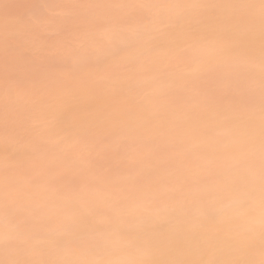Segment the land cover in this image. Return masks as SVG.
<instances>
[{
    "label": "rangeland",
    "instance_id": "1",
    "mask_svg": "<svg viewBox=\"0 0 264 264\" xmlns=\"http://www.w3.org/2000/svg\"><path fill=\"white\" fill-rule=\"evenodd\" d=\"M103 1H105V3ZM114 9L116 11H114ZM84 14L85 16H83ZM104 14L106 15L104 16ZM135 23H138V25ZM210 30L213 32L211 31L212 33H210ZM139 32L142 33L138 34ZM231 32L233 33L232 35ZM247 32H249V34ZM240 33H242L243 36ZM255 33H260L261 35L259 34L260 36H258L255 35ZM263 33L264 0H0V158L2 157L0 159V242L3 240L0 243V264H54V260H58L57 262L55 261V264H73L72 262L75 261L79 263L81 257L83 256L84 258L86 255L88 257H85L84 259L92 257L91 259L94 258V261L91 260V262H95L96 260V263L101 264V259L104 260L106 256V259L112 260V255H115L114 259H117L116 256H121L119 251L122 253L121 257H123V255L129 257L128 259L123 257L122 262L126 259V261H129L132 260L133 257L136 258L135 261L134 259L132 260V264H167V259L168 264H176V262L177 264H181L183 260L184 262L182 264H190L193 258L191 259L189 255H186L189 258L184 259L183 256L181 257L182 253H180V249H177L178 251L175 253L176 246L178 248L179 245L178 241L180 240V236H182L185 231V229H183L185 228V221L187 220L188 222L192 217L195 219V216L196 219L199 220L197 216H199L202 211L203 214H208L209 217L206 215L207 221V217L210 218L215 211H220V209L224 207V202L229 204L225 198L228 194L226 195L224 193L233 192V190L231 191L229 189L236 190V188H239L240 190L241 188L237 180L234 179L235 175H238L237 172L255 175L258 177L256 179L260 178V180L264 182V156H262L264 154V151L262 152L264 146H261V141H264L262 140L264 137V127H261L263 129L262 132V129L260 130V127L258 126L259 124L262 126L264 125V121L262 122V120H264ZM6 34L7 36L5 37ZM137 34L140 37L137 36ZM246 34H248L249 37L251 36L250 34H252L251 38L247 37V40L243 39L242 41L241 38H245V36H247ZM110 36L112 38L115 37L113 38V44L115 43V46L110 45L109 43L106 44L105 41L107 40H105V38H110ZM254 36L263 39H261V42L258 40L261 47L258 44V38L253 41L252 37L255 38ZM235 37H238V39ZM233 38H235L236 41L233 40ZM231 40L234 42H241L238 46V42H233V44ZM101 41L103 43L105 42L106 46L109 44V48L107 49L103 44L102 48L95 47L96 45L101 46ZM244 41H246V43ZM256 41L257 43L254 44ZM242 44L244 46L242 48L243 51L245 50V47L247 48V44L250 45L251 48L256 44L259 45L258 47L255 46L256 48L253 47V49L255 48L254 50H249V46L248 49H246V51L248 50V56L253 51L250 55V57L253 56V58L247 59V55V57L244 58L245 51L242 52V49H238L241 51L240 53L237 50L238 47H242ZM229 47H234L237 51L234 50V48L231 49ZM96 49L98 52L94 53ZM73 57L75 58L73 59ZM257 59L258 61L260 60V62L263 61V64L257 62ZM82 66H86V68ZM252 66L255 67V69L250 68ZM98 81L101 83H98ZM62 105L64 106L62 107ZM139 110H141L143 114L140 113ZM134 112H138L140 117L138 113ZM129 114H132L131 116L137 114L139 118L143 116V119H140V121L144 120L142 121L143 126H141V122L138 124L139 118L136 115L135 119L138 120L135 121H138L137 123L134 122L132 117H129ZM151 116L153 121L150 118ZM215 116L217 117L215 118ZM229 116H231L232 119L236 117L234 120L240 122L236 125V122L232 121ZM105 117H107L108 121L105 120ZM227 117L229 118L227 119ZM149 118L152 122L149 121ZM225 119H227L226 121L228 122H226ZM222 121L228 123V127L223 126L225 122ZM233 122L235 126L232 124ZM64 123L65 127L63 128ZM110 123H112L110 128L114 129L107 130V125H110ZM187 123L191 125L189 126ZM221 123H224L222 124L223 127L220 125ZM150 124H154V126ZM171 124L172 126H170ZM248 124H250L249 127L251 128V124H254L253 126L258 124V128H256L257 126L254 127L256 132L254 128L251 129L247 127L246 125ZM146 125L148 127H146ZM66 126H69V128H66ZM177 126L178 128L176 129ZM229 127L232 128L233 131L229 129ZM136 129L139 130V132ZM236 132L239 134H236ZM193 134L197 135L193 138H199L198 141L201 140L199 142L194 139L192 140L191 136ZM219 134L226 135V138L224 136H221V138L228 140L224 142V139L222 140ZM229 134L230 136L227 137ZM259 134L262 136L261 139ZM256 135H259V138L255 141V138H257ZM217 139L223 143L221 144L220 141L219 143L216 142ZM251 139L254 142V146L252 145ZM184 140H190L189 142L192 143V145L194 142L203 143L204 141V145L206 144L207 147L200 143L198 144L199 146L191 145L192 147L190 146L191 148L189 147L188 149L190 143L186 141L188 142L186 146ZM245 141H250L251 148L248 147L249 145L246 146L249 142L243 144ZM227 142L228 144L225 145ZM237 142H239L240 146L242 144V148H240ZM255 142L257 144L259 143V145H255ZM207 143L211 145H209V147L212 149L214 148V152L208 147ZM230 143L232 144L230 145ZM262 144H264V142ZM235 145H238L239 147H236ZM244 145L245 147H243ZM16 148H18V151ZM28 148L30 150H28ZM229 148H234L233 150H238L237 152L243 155L238 154L232 149L229 150ZM243 148L244 152L242 151ZM227 150H232V152H228ZM12 152H14V154ZM254 153L257 157L260 156L262 158V160H260V157L256 160V156L254 157L256 162L260 161L259 163H256L255 160L253 162V159H250L255 155ZM8 154L11 156H8ZM250 154L252 157H250ZM211 155L213 156L211 157ZM239 156L242 162L240 161ZM215 157L217 161L215 160ZM228 157H230V160ZM238 160L243 167L238 164ZM248 161L250 162L247 164L246 162ZM251 161L257 165L256 169ZM261 161H263V163H261ZM214 162H217V164H214ZM214 166L217 167L215 168ZM258 167H262V171ZM3 170H5V172ZM222 172L223 174L221 175ZM229 178L233 181H230L231 179L229 180ZM222 182L224 183L221 185ZM13 185L15 186L13 187ZM202 186L204 187L202 188ZM227 186H230L231 188ZM211 187L217 192L213 191ZM15 188L19 190L17 191ZM188 188H191L192 191L190 189L188 191ZM207 188L209 189L208 191ZM196 190L202 191L203 193ZM29 193L31 195L34 194L32 195L33 197ZM92 193L94 195H92ZM200 193L203 194L204 197L201 196ZM52 194L54 195L52 196ZM188 194L190 195L188 196ZM223 195L225 199L222 197ZM163 196L167 197L165 201ZM172 196L175 198L173 199ZM199 196H201V203L197 201ZM141 198H143V200L145 199V201L147 200L146 203L145 201H142L143 204H141ZM149 198L154 200V202L149 200ZM211 198L214 199L212 200ZM217 198H219L220 201ZM2 200L4 201L2 202ZM39 200H41V202ZM128 200L129 202H127ZM156 200H158V203ZM166 200H168L169 203ZM243 200L246 202L249 199ZM147 202L150 203V209L146 208V204L149 205ZM166 202L168 205H165ZM209 202L211 203L209 204ZM217 203L220 205V208H218ZM126 204L129 205L128 209ZM140 204L142 206H140ZM190 204H193V206L196 205L198 208L200 206L201 210L198 208L196 209ZM212 204H214V206ZM71 205H74V207L80 205V207H78L79 209H77L78 211L82 209L81 206L84 205L85 207H83L84 209H82V212L84 211L83 214L85 213V215L83 216V214H81V216H88L89 220L83 218V220H87V222H82V217L79 215L81 210L79 213H76L77 211H75V214L80 217L78 216L77 220L75 219L77 216L73 218L74 207L72 206V208ZM175 206L177 208L176 210L174 209ZM180 208H183L184 211ZM213 208L217 209L214 210ZM140 209L143 212V216H141L142 213H140ZM165 209L168 210V213ZM170 209H172L174 213ZM158 210L164 212L162 213ZM69 211H72L73 216ZM171 211L172 213H170ZM182 211L186 213L181 215ZM198 211L200 212L198 213ZM50 212L53 214L51 215ZM117 212L118 214H116ZM121 212L123 214H121ZM138 212L141 217L137 215L139 214ZM144 213L147 214L145 215ZM148 213L152 216H147ZM154 213L157 214V217L155 216V218L153 216ZM119 214L121 216L127 214V217H124L126 220L128 218L131 222L135 217L137 219L135 218L136 221H133V224H131V222L129 223L126 221L123 216L121 217ZM188 214L189 217H187ZM203 214L201 215L204 216ZM173 215L175 217L177 216V218L181 215V219L178 220L179 218H176V221V219H173L174 217L172 218ZM201 215L200 218L202 217ZM114 216L119 217L115 218ZM183 216L187 218H185L186 220L183 218L184 221L182 220ZM159 217H163L162 219H165V221L167 219V221L163 222ZM67 218H69L70 221H68L69 219L67 220ZM118 218L121 219V221ZM151 218L155 223L150 222L152 220ZM202 218L205 219V217ZM122 219L125 221L123 222ZM206 221L203 220V224L201 225H213L212 221L214 222L215 220ZM88 222L89 224H86ZM125 222L133 225L132 231L134 229L136 230V232L133 231L135 232L134 236L132 235V231V233L129 232L131 230L129 227L131 226L128 227L127 223L126 227L123 226V223L125 225ZM156 222L159 225V222H163V225L167 223L166 229H172L171 231L165 229V232L164 229L157 231L159 234L157 235L158 243H161L163 239V241L167 240L166 245L170 246L166 247L167 253L165 257L164 253L161 254V252L164 251H162V244H159V246H161L160 251L157 241L154 240L157 238H153L156 243L153 241L154 245H151V237L153 235L155 237L157 233H154V224L156 225ZM176 222H179V224ZM210 222L211 224H209ZM99 223L101 226L104 224V227H99V229L95 228L100 226ZM171 223H174V227ZM116 224H119L120 226ZM146 224L148 228H150L147 232V226H144ZM168 224H171V227H168ZM149 225L152 226V228ZM178 226H181L179 230ZM109 228L111 229V232H109ZM125 228L126 231H123V234L121 232L122 230L119 231L121 235L116 233L119 229L125 230ZM181 228L182 231H184L180 234L179 232ZM16 230H18L19 233ZM102 230H105L103 235ZM127 230L129 231L127 232ZM95 231L97 233H95ZM21 233H25V235H22ZM125 233H131V236ZM143 233L144 235H141ZM152 233L154 234L152 235ZM148 234H151V237ZM168 234L171 235V237H175L176 234V237L173 240V237L171 238ZM20 235L24 239L21 238ZM58 235L61 236L60 241H58ZM100 236H103V238ZM118 236L119 238H116ZM123 237L126 238V242ZM159 237H161V239H159ZM30 238L31 240H29ZM118 239L120 241H118ZM148 239H150V241ZM121 240H124L123 243H126L127 245H123ZM213 240L214 239L210 240L211 243ZM168 241L172 245L167 244ZM66 243H68L69 246ZM118 243H121L122 247L116 245V248L115 244ZM102 244H104V246ZM128 244L131 246L129 247ZM71 245L72 247L74 245L77 249L70 247ZM134 245L136 247H134ZM149 245L150 247L155 246L156 248L158 246L159 248H151V250L150 247H148ZM173 245L175 249L172 248ZM119 246L122 249H119ZM64 247L66 248L64 249ZM68 247L72 250H69ZM44 248H47L46 250L48 251L46 252ZM59 248L61 249L59 250ZM43 249L45 251H43ZM66 249H68V251H66ZM112 249L114 250L112 251ZM55 250H57L56 252L58 253L61 252L62 255L57 253L55 257ZM50 251L53 254H48ZM133 251L134 255L135 253H138L136 255L137 257L133 255ZM152 251L153 253H157L158 251L159 258L164 257L166 259L160 258V260L159 258H155L153 260L158 259V263L156 262L157 260L155 262L148 260L151 263H148V261L142 263L140 257L145 255V253H147L146 255L151 254ZM64 252H66V254L72 253L74 256L77 254L76 257L79 256V258L75 261H71L69 256L64 259ZM95 252L96 254L94 255H96V257L100 256L102 252V255H105V257L103 258L101 256L99 261V258L95 259V256H93V253ZM97 252L100 255H98ZM159 253L161 255H159ZM88 254L91 255L89 256ZM167 254L170 258H167ZM46 255L50 259V262L49 259L46 258ZM59 255L62 256V258H60ZM131 255L133 257H131ZM174 258L178 261H172ZM87 259L85 261H87ZM119 259L120 258H118V260ZM170 259L172 260L170 261ZM189 259H191L190 262L187 261ZM200 259L198 261L197 258V262H201L200 264H202L205 260L200 261ZM234 259L235 261L233 262ZM64 260L65 262H63ZM195 260L196 259L194 258V262L192 263H195ZM230 260H232L230 262L231 264L239 262V259L237 258ZM112 261L115 262V260ZM119 261L121 262V259ZM114 264L117 263L115 262Z\"/></svg>",
    "mask_w": 264,
    "mask_h": 264
},
{
    "label": "bare ground",
    "instance_id": "2",
    "mask_svg": "<svg viewBox=\"0 0 264 264\" xmlns=\"http://www.w3.org/2000/svg\"><path fill=\"white\" fill-rule=\"evenodd\" d=\"M126 1V0H125ZM95 2V1H94ZM104 3H105V1H103ZM102 2V3H103ZM144 3V2H143ZM91 4H93V3H91ZM95 4V3H94ZM97 4H98V2H97ZM139 4V3H138ZM251 4V3H250ZM108 5V4H107ZM126 5V4H125ZM248 5V4H247ZM253 5V4H252ZM93 6V5H92ZM145 6V5H144ZM76 7V6H75ZM95 7H97V6H95ZM130 7V6H129ZM106 8V7H105ZM109 8V7H108ZM116 8V7H115ZM255 8V7H254ZM100 9H101V7H100ZM103 9V8H102ZM110 9V8H109ZM119 9V8H118ZM144 9H145V7H144ZM147 9V8H146ZM262 9H263V7H262ZM74 10V9H73ZM76 11H77V9H76ZM111 11V10H110ZM114 11H116L115 9H114ZM145 12H147V11H145ZM150 12V11H149ZM2 13V12H1ZM103 13V12H102ZM104 13H106V12H104ZM142 13V12H141ZM155 13V12H154ZM116 14V13H115ZM106 14H104V16H105ZM112 15V14H111ZM208 15V14H207ZM207 15H206V17H207ZM83 16H85V14L83 15ZM82 16V17H83ZM108 16V15H107ZM154 16V15H153ZM90 17V16H89ZM157 17V16H156ZM107 18V17H106ZM198 18V17H197ZM205 18V17H204ZM4 19V18H3ZM155 19H157V18H155ZM206 19V18H205ZM15 20V19H14ZM85 20V19H84ZM88 20V19H87ZM153 20V19H152ZM210 20H212V19H210ZM236 20V19H235ZM11 21V20H10ZM136 21V20H135ZM205 21V20H204ZM207 21V20H206ZM82 22V21H81ZM84 22V21H83ZM88 22V21H87ZM86 22V23H87ZM155 22V21H154ZM196 22V21H195ZM194 22V23H195ZM210 22V21H209ZM248 22H249V20H248ZM90 23V22H89ZM235 23V22H234ZM238 23V22H237ZM14 24H15V22H14ZM91 24V23H90ZM136 25H138V23H135ZM146 24V23H145ZM154 24V23H153ZM152 24V25H153ZM9 25V24H8ZM28 25V24H27ZM29 25H31V24H29ZM33 25V24H32ZM83 25V24H82ZM89 25V24H88ZM106 25V24H105ZM229 25H230V23H229ZM2 26V25H1ZM16 26V25H15ZM153 26H155V25H153ZM184 26V25H183ZM236 26V25H235ZM29 27V26H28ZM85 27V26H84ZM124 27V26H123ZM136 27V26H135ZM140 27V26H139ZM252 27V26H251ZM13 28V27H12ZM24 28V27H23ZM26 28V27H25ZM74 28V27H73ZM81 28V27H80ZM126 28H127V26H126ZM130 28V27H129ZM138 28V27H137ZM193 28V27H192ZM203 28V27H202ZM8 29V28H7ZM90 29V28H89ZM186 29V28H185ZM184 29V30H185ZM188 29V28H187ZM130 30V29H129ZM133 30V29H132ZM148 30V29H147ZM212 30H215V29H212ZM212 30H210V33H212L213 31ZM241 30V29H240ZM94 31V30H93ZM109 31V30H108ZM190 31V30H189ZM189 31H188V34H189ZM212 31V32H211ZM252 31V30H251ZM7 32V31H6ZM9 32H10V30H9ZM20 32V31H19ZM26 32V31H25ZM102 32V31H101ZM128 32V31H127ZM205 32V31H204ZM3 33V32H2ZM14 33V32H13ZM112 33V32H111ZM142 33V32H141ZM140 32L138 33V34H141ZM166 33V32H165ZM194 33V32H193ZM214 33H216V32H214ZM244 33H245V31H244ZM248 34H249V32H247ZM137 34V36H139ZM180 34V33H179ZM222 34V33H221ZM233 33L231 32V35H232ZM240 34H242V33H240ZM239 34V35H240ZM248 34H246L247 36H245V38L244 37H242L241 39H242V41H243V39H245V40H247L246 38L247 37H249V35ZM260 33H258V34H256L255 33V35H258V36H260L259 35ZM264 34V33H263ZM251 36H252V34H250ZM2 36V35H1ZM7 36V34L5 35V37ZM12 36V35H11ZM93 36V35H92ZM114 36V35H113ZM136 36V35H135ZM150 36V35H149ZM227 36V35H226ZM236 36V35H235ZM242 36H243V34H242ZM251 36L249 37V38H251ZM15 37V36H14ZM132 37V36H131ZM140 37V36H139ZM148 37V36H147ZM181 37H183V36H181ZM180 37V38H181ZM192 37H194V36H192ZM203 37V36H202ZM213 37H214V35H213ZM232 37H234V36H232ZM231 37V38H232ZM255 37V36H254ZM9 38V37H8ZM111 38V39H110ZM110 38L109 37H107V39L105 38V40H107V41H105L106 42V44L107 43H109L110 45H114L115 46V43L113 44V38H115V37H111L110 36ZM163 38V37H162ZM198 38V37H197ZM196 38V39H197ZM208 38V37H207ZM226 38V37H225ZM236 38V37H235ZM235 38H233V40H235ZM258 38V37H257ZM256 37L255 38H253L252 37V39H253V41H254V39L256 40L257 39ZM262 38H264V37H262ZM261 37L260 38H258L257 39V41L259 40L260 42H261V39H262ZM5 39V38H4ZM3 39V40H4ZM102 39H103V37H102ZM109 39H110V41H109ZM151 39V38H150ZM204 39V38H203ZM236 39H238V37L236 38ZM15 40V39H14ZM86 40V39H85ZM87 40H89V39H87ZM112 40V41H111ZM205 40V39H204ZM207 40V39H206ZM228 40V39H227ZM251 40V39H250ZM263 40V39H262ZM2 41V40H1ZM116 41V40H115ZM214 41V40H213ZM229 41V40H228ZM232 41V40H231ZM236 41V40H235ZM257 41L256 42H254V44L255 43H257ZM259 41H258V44H259ZM6 42H8V41H6ZM90 42V41H89ZM105 42L103 43L102 41L100 42V44H101V46H95V47H101L102 48V44L104 45V46H106L105 45ZM111 42V43H110ZM117 42V41H116ZM143 42V41H142ZM234 41H232V43H233ZM238 42V41H237ZM237 42H234V43H237ZM241 41H239L237 44H238V46H239V43H240ZM245 43H246V41H244ZM243 42V43H244ZM248 42V41H247ZM264 42V41H263ZM3 43H5V42H3ZM118 43V42H117ZM116 43V44H117ZM233 43V44H234ZM11 44V43H10ZM10 44H9V46H10ZM108 44V45H109ZM147 44V43H146ZM164 44H166V43H164ZM253 44V43H252ZM7 45V44H6ZM106 46V48L108 49L109 48V46ZM209 45V44H208ZM231 45V44H230ZM236 45V44H235ZM260 45V47H261V44H259ZM259 45H255V46H259ZM263 45H264V43H263ZM4 46V45H3ZM3 46H2V48H3ZM113 46V47H114ZM122 46V45H121ZM147 46H149V45H147ZM237 46V47H238ZM242 46V47H241ZM240 47L241 48H237V50L239 49H242L244 46H243V44L241 45ZM248 46L250 47V45H248L247 44V48L245 47V54L244 53H242V54H244L245 55V57L244 58H246L247 56H248V50L246 51V49H248ZM252 46V45H251ZM255 46H253V47H255ZM11 47H12V45H11ZM94 47V48H95ZM111 47V46H110ZM112 47V48H113ZM235 47V46H234ZM234 47H229V48H231V49H233ZM253 47L250 49L249 48V50H252L253 49ZM91 48V47H90ZM100 48V49H101ZM134 48H136V47H134ZM256 48V47H255ZM254 48V49H255ZM11 49V48H10ZM99 49V50H100ZM104 49V48H103ZM102 49V50H103ZM115 49V48H114ZM144 49V48H143ZM253 49V50H254ZM262 49V48H261ZM12 50V49H11ZM124 50V49H123ZM135 50V49H134ZM228 50V49H227ZM234 50H236V48H234ZM236 50V51H237ZM238 50V51H239ZM101 51V50H100ZM109 51V50H108ZM137 51V50H136ZM145 51V50H144ZM148 51V50H147ZM223 51V50H222ZM226 51V50H225ZM229 51V50H228ZM242 52H244L243 51V49L241 50ZM241 51H239L240 53H241ZM98 52V50L96 49V51H94V53H97ZM162 52V51H161ZM212 52V51H211ZM79 53V52H78ZM239 53V54H240ZM247 53V54H246ZM252 53H253V51H252ZM252 53H250V55L252 54ZM259 53V52H258ZM257 53V54H258ZM75 54V53H74ZM80 54V53H79ZM147 54V53H146ZM238 54V53H237ZM241 54V55H242ZM9 55V54H8ZM135 55V54H134ZM218 55H219V53H218ZM220 55H221V53H220ZM247 55V56H246ZM250 55L247 57V59H251V58H253V56L252 57H250ZM254 55V54H253ZM261 55V54H260ZM259 55V56H260ZM13 56V55H12ZM70 56H71V54H70ZM225 56V55H224ZM257 56V55H256ZM208 57H209V55H208ZM238 57V56H237ZM262 57H264V55L262 54ZM7 58H10V57H7ZM71 58V57H70ZM75 57H73V59H74ZM261 59V58H260ZM264 59V58H263ZM235 60H237V59H235ZM262 60V59H261ZM71 61V60H70ZM110 61V60H109ZM213 61V60H212ZM254 61V60H253ZM88 62V61H87ZM90 62V61H89ZM257 62H260V60L258 61V59H257ZM256 62V63H257ZM94 63V62H93ZM92 63V64H93ZM98 63H100V62H98ZM254 63V62H253ZM252 63V64H253ZM261 64H263V61H261L260 62ZM97 64V63H96ZM252 64H249V65H252ZM72 65V64H71ZM86 65V64H85ZM99 65V64H98ZM255 65H257V64H255ZM255 65H253V66H255ZM88 66V65H87ZM250 67V68H253V69H255V67ZM259 66V65H258ZM262 66V65H261ZM82 67H84V68H86V66H82ZM94 67V66H93ZM89 68V67H88ZM259 68V67H258ZM22 70V69H21ZM95 72H96V70H95ZM80 73V72H79ZM87 73V72H86ZM92 73H94V72H92ZM247 73V72H246ZM83 74V73H82ZM90 74V73H89ZM101 74V73H100ZM94 75V74H93ZM97 75H98V73H97ZM264 75V74H263ZM83 76V75H82ZM85 76H86V74H85ZM251 77V76H250ZM89 78V77H88ZM93 78V77H92ZM240 79V78H239ZM100 80V79H99ZM92 81V80H91ZM104 81V80H103ZM61 83H63V82H61ZM98 83H101V82H99L98 81ZM103 83V82H102ZM105 83H107V82H105ZM52 84V83H51ZM104 84V83H103ZM110 84V83H109ZM89 85V84H88ZM100 85V84H99ZM242 85V84H241ZM240 85V86H241ZM246 85V84H245ZM249 85V84H248ZM79 86V85H78ZM111 86H112V84H111ZM247 86V85H246ZM245 86V87H246ZM114 87V86H113ZM92 88V87H91ZM105 88H106V86H105ZM242 89H244V88H242ZM13 91H14V89H13ZM78 91H79V89H78ZM68 92V91H67ZM76 92V91H75ZM93 92V91H92ZM116 92V91H115ZM248 92V91H247ZM259 92H261V91H259ZM73 93V92H72ZM104 93V92H103ZM15 94V93H14ZM89 94H90V92H89ZM119 94V93H118ZM57 95V94H56ZM106 95V94H105ZM111 95V94H110ZM254 95V94H253ZM66 96V95H65ZM65 96H64V99H65ZM84 96V95H83ZM120 96V95H119ZM16 97V96H15ZM70 97V96H69ZM105 97V96H104ZM104 97H103V99H104ZM155 97V96H154ZM107 98V97H106ZM105 98V99H106ZM260 98V97H259ZM55 99V98H54ZM60 99V98H59ZM41 100V99H40ZM56 100V99H55ZM48 101V100H47ZM66 101V100H65ZM69 101V100H68ZM107 101V100H106ZM108 101H110V100H108ZM253 101V100H252ZM257 101V100H256ZM255 101V102H256ZM102 102V101H101ZM66 103V102H65ZM232 103V102H231ZM44 104V103H43ZM85 104V103H84ZM104 104V103H103ZM102 104V105H103ZM258 104V103H257ZM1 105V104H0ZM24 105V104H23ZM55 105V104H54ZM89 105V104H88ZM97 105V104H96ZM100 105V104H99ZM145 105V104H144ZM15 106V105H14ZM43 106V105H42ZM64 105H62V107H63ZM67 106V105H66ZM76 106V105H75ZM94 106V105H93ZM257 106V105H256ZM260 106V105H259ZM35 107V106H34ZM41 107V106H40ZM139 107V106H138ZM215 107V106H214ZM217 107V106H216ZM28 108V107H27ZM75 108V107H74ZM96 108V107H95ZM49 109V108H48ZM66 109V108H65ZM73 109V108H72ZM83 109V108H82ZM86 109H87V107H86ZM92 109V108H91ZM228 109V108H227ZM28 110H29V108H28ZM28 110H26V111H28ZM42 110V109H41ZM44 110V109H43ZM84 110V109H83ZM136 110V109H135ZM145 110H146V108H145ZM144 110V111H145ZM148 110V109H147ZM202 110V109H201ZM218 110V109H217ZM231 110H233V109H231ZM51 111H52V109H51ZM64 111V110H63ZM74 111V110H73ZM134 111V110H133ZM137 111V110H136ZM143 111V112H144ZM164 111V110H163ZM215 111V110H214ZM213 111V112H214ZM239 111V110H238ZM23 112V111H22ZM48 112H50V111H48ZM71 112H72V110H71ZM88 112V111H87ZM139 112L140 113H142V111L141 110H139ZM21 113V112H20ZM24 113V112H23ZM44 113V112H43ZM47 113V112H46ZM69 113V112H68ZM134 113H138V112H134ZM150 113V112H149ZM202 113V112H201ZM205 113V112H204ZM217 113V112H216ZM241 113V112H240ZM260 113V112H259ZM54 114V113H53ZM143 114V113H142ZM196 114H197V112H196ZM213 114V113H212ZM222 114V113H221ZM224 114V113H223ZM248 114V113H247ZM264 114V113H263ZM46 115V114H45ZM70 115V114H69ZM132 114H129V117H132V119H134V122L135 123H137L138 121V124L141 122L142 123V125L141 126H143V122L142 121H144V120H141L140 121V119L143 117V116H141V118H139L140 117V115H139V113H138V115H139V117H138V115L137 114H135L138 118H139V120L138 119H135L136 117H135V115H133V116H131ZM158 115V114H157ZM182 115V114H181ZM214 115V114H213ZM230 115V114H229ZM24 116V115H23ZM51 116V115H50ZM218 116H220V115H218ZM249 116V115H248ZM260 116V115H259ZM3 117V116H2ZM82 117V116H81ZM146 117V116H145ZM148 117V116H147ZM184 117V116H183ZM182 117V118H183ZM217 116H215V118H216ZM230 117V119H232L231 118V116H229ZM229 117H227V119L229 118ZM258 117V116H257ZM55 118H56V116H55ZM66 118V117H65ZM70 118V117H69ZM69 118H67V119H69ZM106 119L105 120H107V117H105ZM109 118V117H108ZM151 118V120L153 121V119H152V116L150 117ZM150 118H149V121H151L150 120ZM161 118V117H160ZM163 118H165V117H163ZM181 118V119H182ZM23 119V118H22ZM64 119V118H63ZM74 119H76V118H74ZM82 119V118H81ZM130 119V118H129ZM143 119V118H142ZM184 119V118H183ZM219 119V118H218ZM227 119H225V121L227 120ZM234 119H236V117L234 118ZM234 119H232V121H234V122H236ZM251 119V118H250ZM255 119V118H254ZM261 119H263V118H261ZM55 120V119H54ZM135 120H138V121H135ZM158 120H159V118H158ZM185 120V119H184ZM190 120V119H189ZM247 120V119H246ZM258 120V119H257ZM53 121V120H52ZM67 121V120H66ZM80 121V120H79ZM83 121V120H82ZM87 121V120H86ZM108 121V120H107ZM147 121H148V119H147ZM147 121H145V122H147ZM151 121V122H152ZM160 121V120H159ZM186 121V120H185ZM213 121V120H212ZM225 121H222V122H225ZM231 121V120H230ZM231 121V122H232ZM243 121V120H242ZM252 121H253V119H252ZM264 120H262V122H263ZM61 122V121H60ZM99 122V121H98ZM157 122V121H156ZM179 122V121H178ZM216 122V121H215ZM226 122H228V121H226ZM225 122V124L224 123H221L220 125L222 126V124H224L223 126H225V127H228V123H226ZM230 122V123H231ZM234 122L232 123V124H234ZM240 121H237L236 122V125H237V123H239ZM246 122V121H245ZM67 123V122H66ZM69 123H70V121H69ZM69 123H68V125H69ZM77 123V122H76ZM82 123V122H81ZM105 123V122H104ZM109 123V122H108ZM150 123V122H149ZM163 123H165V122H163ZM191 123V122H190ZM59 124V123H58ZM71 124V123H70ZM74 124V123H73ZM111 124L112 123H110V125L108 124L107 125V130H111V129H114V128H110L111 127ZM118 124V123H117ZM116 124V125H117ZM182 124V123H181ZM246 124V123H245ZM60 125V124H59ZM87 125H89V124H87ZM150 125H153L154 126V124H150ZM173 125H174V123H173ZM176 125H177V123H176ZM175 125V126H176ZM187 125H191V124H188L187 123ZM219 125V126H220ZM231 125V124H230ZM249 125L250 124H248V125H246L247 127H249ZM254 125V124H253ZM252 124H251V126H252V128H254V127H256V126H253ZM104 126H105V124H104ZM165 126H166V124H165ZM170 126H172V124L170 125ZM222 126V127H223ZM232 127H234L235 126V124H234V126L233 125H231ZM230 126V127H231ZM260 128V130L262 129L261 127H264V125L262 126L261 124H259L258 125ZM258 126L256 127V128H258ZM65 127V123H64V126H63V128ZM75 127V126H74ZM146 127H148L147 125H146ZM162 127H164V126H162ZM224 127V128H225ZM229 127V129H231L232 131H233V129L232 128H230ZM60 128H62V127H60ZM66 128H69V126L67 127L66 126ZM73 128V127H72ZM71 128V129H72ZM119 128V127H118ZM178 128V126L176 127V129ZM181 128H183V127H181ZM219 128V127H218ZM249 128H251V127H249ZM251 128V129H252ZM70 129V130H71ZM77 129V128H76ZM104 129V128H103ZM142 129H143V127H142ZM163 129V128H162ZM172 129V128H171ZM173 129H174V127H173ZM196 129V128H195ZM222 129V128H221ZM226 129V128H225ZM228 129V128H227ZM238 129H239V127H238ZM259 129H257V130H259ZM264 129V128H263ZM263 129H262V132H263ZM63 130V129H62ZM68 130V129H67ZM74 130V129H73ZM137 130V129H136ZM145 130V129H144ZM179 130V129H178ZM192 130V129H191ZM223 130V129H222ZM235 130H236V127H235ZM254 130H255V132H256V129L254 128ZM259 130V131H260ZM106 131V130H105ZM138 132H139V130H137ZM163 131V130H162ZM161 131V132H162ZM183 131H185V130H183ZM197 131V130H196ZM206 131V130H205ZM214 131V130H213ZM231 131V132H232ZM240 131V130H239ZM248 131H249V129H248ZM247 131V132H248ZM69 132V131H68ZM74 132V131H73ZM77 132H78V130H77ZM107 132V131H106ZM113 132V131H112ZM192 132H194V131H192ZM228 132V131H227ZM252 132H253V130H252ZM191 133V132H190ZM196 133V132H195ZM197 133H198V131H197ZM196 133V134H197ZM202 133V132H201ZM207 133V132H206ZM221 133V132H220ZM238 132H236V134H237ZM250 133V132H249ZM261 133V132H260ZM71 134V133H70ZM196 134H193V135H195V136H191V138H192V140L194 139L195 141L197 140L198 141V139L197 138H193V137H196L197 135ZM226 134V133H225ZM239 134V133H238ZM159 135V134H158ZM183 135V134H182ZM220 135V138H221V136H226V135H221V134H219ZM251 135H252V133H251ZM255 135V134H254ZM253 135V136H254ZM260 135V134H259ZM259 135H256V137L257 138H255V141L259 138L258 136ZM72 136V135H71ZM161 136V135H160ZM180 136H181V134H180ZM230 136V134L229 135H227V137H229ZM252 136V137H253ZM261 136V135H260ZM264 136V135H263ZM202 137V136H201ZM214 137V136H213ZM217 137V136H216ZM215 137V138H216ZM219 137V136H218ZM231 137H232V135H231ZM235 137V136H234ZM236 137H238V136H236ZM2 138V137H1ZM163 138V137H162ZM172 138V137H171ZM184 138V137H183ZM209 138V137H208ZM226 138V137H225ZM225 138H221L222 140L224 139V142H226V140H228V139H225ZM262 138V136L260 137V139ZM264 138V137H263ZM262 138V140H264ZM134 139V138H133ZM157 139V138H156ZM160 139V138H159ZM158 139V140H159ZM203 139V138H202ZM212 139V138H211ZM239 139V138H238ZM259 139V140H260ZM126 140V139H125ZM132 140V139H131ZM176 140V139H175ZM191 140V139H190ZM190 140H184L185 142L186 141H190ZM201 140V139H200ZM199 140V141H200ZM235 140V139H234ZM234 140H232V141H234ZM240 140V139H239ZM198 141V142H199ZM203 141V140H202ZM206 141V140H205ZM216 141V140H215ZM219 141L220 140H218L217 139V141L216 142H218L219 143ZM230 141V140H229ZM228 141V142H229ZM231 141V142H232ZM238 141V140H237ZM242 141V140H241ZM241 141H239V142H241ZM251 141H252V139H251ZM155 142V141H154ZM175 142V141H174ZM188 142H186V144L185 143H181V144H185L186 146H187V143ZM192 142V141H191ZM194 142V141H193ZM208 142H210V141H208ZM216 142H215V144H216ZM221 142V144L223 143L222 141H220ZM228 142L227 143H225V145H227L228 144ZM239 142H237L238 143V145H239ZM246 142V141H245ZM243 143V144H247L248 142V144L246 145V146H248L249 148H251L250 147V141H248V142H246V143ZM262 143L264 142V141H261ZM2 143V142H1ZM190 143V142H189ZM196 142H194L193 143V145H192V143H190L189 145H188V149H189V147L192 145V146H194V145H197V146H199L198 144H200V143H202V142H200V143H196ZM212 143V142H211ZM234 143V142H233ZM253 141H252V145H253ZM261 143V146H264V144H262ZM155 144H157V143H155ZM180 144V143H179ZM203 146H205L204 145V141H203ZM208 144V143H207ZM232 143H230V145H231ZM241 144V143H240ZM10 145V144H9ZM8 145V146H9ZM176 145V144H175ZM209 145L210 144H208V147H209ZM230 145H228L229 147H231ZM238 145H235L236 147H239ZM255 145H259V143L257 144L256 142H255ZM174 146V145H173ZM191 146V147H192ZM211 146V145H210ZM220 146H222V145H220ZM241 146H242V144H241ZM240 146V148H242ZM254 146V145H253ZM171 147H172V145H171ZM185 147V146H184ZM190 147V148H191ZM196 147V146H195ZM201 148H203L202 146H200ZM200 147H199V150H200ZM205 147H207V145L205 146ZM225 147V146H224ZM233 147V146H232ZM243 147H245V145L243 146ZM32 148V147H31ZM37 148V147H36ZM35 148V149H36ZM209 148H211V147H209ZM228 148V147H227ZM226 148V149H227ZM252 148H254V147H252ZM264 148V147H263ZM3 149V148H2ZM11 149V148H10ZM23 149V148H22ZM44 149V148H43ZM180 149V148H179ZM195 149H197V148H195ZM204 149V148H203ZM202 149V150H203ZM214 149V148H213ZM213 149L211 148V150L213 151ZM230 149H234V148H229V150ZM237 149V148H236ZM239 149V148H238ZM256 149V148H255ZM16 150L18 151V148H16ZM28 150H30L29 148H28ZM37 150H38V148H37ZM185 150V149H184ZM206 150V149H205ZM232 150L231 151H228V152H232ZM258 150H259V147H258ZM257 150V151H258ZM35 151V150H34ZM179 151V150H178ZM207 151H208V148H207ZM233 151H236V150H233ZM238 151V150H237ZM236 151V152H237ZM242 151L244 152V148L242 149ZM242 151H240V152H242ZM256 151V150H255ZM260 151H261V148H260ZM264 151V149L262 150V152ZM27 152H29V151H27ZM40 152H41V150H40ZM43 152V151H42ZM190 152V151H189ZM203 152V151H202ZM214 152V151H213ZM215 152H217V151H215ZM259 152V151H258ZM261 152V153H262ZM7 153V152H6ZM13 154H14V152H12ZM23 153V152H22ZM178 153V152H177ZM209 153H210V151H209ZM238 153V152H237ZM257 153V152H256ZM4 154V153H3ZM30 154V153H29ZM193 154V153H192ZM211 154V153H210ZM214 154V153H213ZM218 154V153H217ZM216 154V155H217ZM238 154H241V153H238ZM255 154V153H254ZM259 154H260V152H259ZM17 155V154H16ZM23 155V154H22ZM179 155H180V153H179ZM241 155H243V154H241ZM251 155V154H250ZM258 155V154H257ZM8 156H11V155H9L8 154ZM21 156V155H20ZM43 156V155H42ZM41 156V157H42ZM69 156V155H68ZM213 155H211V157H212ZM215 156V155H214ZM221 156V155H220ZM256 156V154L255 155H253V157H252V155L250 156V157H252V158H250V159H253V162H254V160H255V158H256V160H257V158H259V157H255ZM262 156H264V154L262 155ZM17 157V156H16ZM46 157V156H45ZM218 157H219V155H218ZM249 157V156H248ZM255 157V158H254ZM2 158V157H1ZM0 158V159H1ZM9 158H11V157H9ZM25 158V157H24ZM50 158V157H49ZM188 158V157H187ZM229 158V160H230V157H228ZM238 158V157H237ZM239 158H240V156H239ZM6 159V158H5ZM23 159V158H22ZM245 159V158H244ZM250 159H248V160H250ZM3 160V159H2ZM141 160V159H140ZM214 160V159H213ZM215 160L217 161V159H216V157H215ZM227 160V159H226ZM232 160V159H231ZM235 160V159H234ZM247 160V159H246ZM256 160H255V162H256ZM259 160V159H258ZM260 160H262V158L260 157ZM139 161V160H138ZM211 161V160H210ZM223 161V160H222ZM240 161H241V158H240ZM8 162V161H7ZM143 162V161H142ZM225 162V161H224ZM228 162H230V161H228ZM238 162H239V160H238ZM242 162V161H241ZM241 162H239L238 164L240 165L241 164ZM250 161H248V162H246L247 164L249 163ZM252 162V161H251ZM252 162V163H253ZM260 162V161H259ZM258 161L256 162V163H259ZM19 163V162H18ZM22 163V162H21ZM147 163V162H146ZM212 163V162H211ZM217 164V162H214V164ZM219 163V162H218ZM221 163V162H220ZM232 163V162H231ZM236 163V162H235ZM234 163V164H235ZM251 163V164H252ZM261 163H263V161H261ZM260 163V164H261ZM4 164V163H3ZM13 164V163H12ZM165 164V163H164ZM184 164V163H183ZM190 164V163H189ZM224 164V163H223ZM237 164V165H238ZM242 164H244V163H242ZM254 165H255V163H253ZM264 164V163H263ZM147 165V164H146ZM152 165V164H151ZM160 165V164H159ZM187 165V164H186ZM245 165V164H244ZM253 165V166H254ZM1 166V165H0ZM16 166V165H15ZM220 166V165H219ZM225 166V165H224ZM241 167H243L242 165H240ZM7 167V166H6ZM154 167H156V166H154ZM166 167V166H165ZM177 167V166H176ZM193 167V166H192ZM215 167V166H214ZM217 167V166H216ZM215 167V168H216ZM222 167V166H221ZM228 167V166H227ZM232 167V166H231ZM263 167H264V165H263ZM15 168V167H14ZM164 168V167H163ZM211 168H213V167H211ZM220 168V167H219ZM233 168V167H232ZM246 168V167H245ZM252 168V167H251ZM257 168V165H255V169ZM258 168H260V167H258ZM262 168V167H261ZM260 168V169H261ZM1 169V168H0ZM162 169V168H161ZM176 169V168H175ZM223 169H224V167H223ZM228 169V168H227ZM6 170V169H5ZM5 170H3L4 172H5ZM184 170V169H183ZM225 170V169H224ZM230 170V169H229ZM231 170H233V169H231ZM246 170V169H245ZM244 170V171H245ZM254 170V169H253ZM8 171H9V169H8ZM200 171V170H199ZM209 171V170H208ZM213 171H214V169H213ZM217 171V170H216ZM219 171V170H218ZM222 171V170H221ZM249 171V170H248ZM257 171V170H256ZM259 171V170H258ZM261 171H262V169H261ZM224 172V171H223ZM223 172L221 173V175L223 174ZM162 173V172H161ZM212 173V172H211ZM228 173V172H227ZM235 173V172H234ZM240 173H243V174H240ZM251 173V172H250ZM236 174V173H235ZM237 174L238 175H235V177H234V179L235 180H237V182L240 184V186H241V188H240V190H239V188L237 189L236 188V190H238V191H236V190H234V189H229V190H233V192H229V193H227V192H225L224 193V191H223V193L224 194H228L225 198H226V200H227V202L229 203V204H226V202H224V205L223 204H221V205H223L224 207H222L221 209H220V211H215V213L213 214V215H211V217L210 218H208L209 216H208V214H206L208 217H207V221L208 220H215L214 222L212 221V223H213V225H210V226H206V224H205V226L203 225H201V224H203L202 223V221L204 220V221H206V215L205 214H203V211H202V213L201 214H203L204 216H202L201 214H199V216H197L198 218H199V220L198 219H196V216H195V219L192 217V218H190V219H192V220H190L189 219V221L187 222V218L186 217H182V220L184 221V219L186 220L185 221V228H183V229H185V231H184V233H183V231H182V228H181V230H180V234L181 233H183L182 234V236H180V240H179V235H178V243H179V245H178V248H177V246H176V251H175V253H177V251L180 249V253H182L181 254V257L183 256V258L184 259H187V258H193L192 260L191 259H189V260H187L188 262H190V260H191V262H190V264H197V263H201V262H197V258H198V261H199V259H200V261H202V260H205V261H203L202 262V264H231L230 262L232 261V260H230V259H233V258H237V259H239L238 261L239 262H235L236 264H264V182H262L261 180H260V178L259 179H256V178H258V177H256L255 175H251V174H245L244 172H237ZM257 174V173H256ZM203 175V174H202ZM218 175V174H217ZM220 175V174H219ZM229 175H230V172H229ZM232 175V174H231ZM263 175V174H262ZM11 176V175H10ZM9 176V177H10ZM257 176H258V174H257ZM221 177V176H220ZM226 177V176H225ZM259 177H261V176H259ZM7 178V177H6ZM218 178V177H217ZM227 178V177H226ZM233 178V177H232ZM237 178V179H236ZM176 179V178H175ZM231 178H229V180H230ZM2 180V179H1ZM88 180V179H87ZM91 180V179H90ZM160 180V179H159ZM193 180V179H192ZM214 180H216V179H214ZM219 180V179H218ZM206 181V180H205ZM217 181V180H216ZM230 181H233L232 179L230 180ZM92 182V181H91ZM192 182V181H191ZM214 182V181H213ZM9 183V182H8ZM20 183V182H19ZM220 183V182H219ZM224 182H222L221 183V185L223 184ZM226 183H228V182H226ZM13 184V183H12ZM22 184V183H21ZM123 184V183H122ZM153 184H155V183H153ZM153 184H152V186H153ZM208 184V183H207ZM206 184V185H207ZM217 184V183H216ZM2 185V184H1ZM7 185V184H6ZM197 185V184H196ZM198 185H199V182H198ZM204 185V184H203ZM209 185V184H208ZM237 185V184H236ZM9 186V185H8ZM15 185H13V187H14ZM21 186V185H20ZM155 186V185H154ZM213 186V185H212ZM217 186H218V184H217ZM6 187V186H5ZM18 187H19V185H18ZM23 187V186H22ZM39 187V186H38ZM142 187H144V186H142ZM157 187V186H156ZM204 186H202V188H203ZM227 187H229V188H231L230 186H227ZM249 187H251V188H249ZM2 188H4V187H2ZM34 188V187H33ZM37 188V187H36ZM138 188V187H137ZM195 188V187H194ZM194 188H193V190H194ZM199 188V187H198ZM219 188H220V186H219ZM222 188H223V186H222ZM1 189V188H0ZM16 189V188H15ZM28 189H31V188H28ZM27 189V190H28ZM40 189V188H39ZM189 189L191 190V188H188V191H189ZM197 189V188H196ZM211 189H212V187H211ZM218 189V188H217ZM4 190V189H3ZM7 190V189H6ZM17 190V189H16ZM19 190V189H18ZM17 190V191H18ZM36 190V189H35ZM146 190V189H145ZM144 190V191H145ZM156 190V189H155ZM164 190V189H163ZM166 190V189H165ZM202 190V189H201ZM206 190V189H205ZM204 190V191H205ZM209 189L207 188V191H208ZM213 190V189H212ZM220 190V189H219ZM224 190V189H223ZM16 191V192H17ZM32 191V190H31ZM70 191V190H69ZM159 191V190H158ZM186 191H187V189H186ZM192 191V190H191ZM196 191H198V190H196ZM213 191H215V190H213ZM221 191V190H220ZM220 191H219V193H220ZM236 191V192H235ZM3 192V191H2ZM26 192V191H25ZM70 192H72V191H70ZM143 192V191H142ZM161 192V191H160ZM198 192H202V191H198ZM198 192H196L197 194H199ZM215 192H217V191H215ZM235 192V193H234ZM6 193V192H5ZM9 193V192H8ZM7 193V194H8ZM22 193V192H21ZM36 193V192H35ZM42 193H43V191H42ZM45 193V192H44ZM157 193V192H156ZM167 193V192H166ZM191 193V192H190ZM203 193V192H202ZM222 193V194H223ZM3 194H4V192H3ZM30 194V193H29ZM51 194V193H50ZM193 194V193H192ZM201 194V193H200ZM217 194V193H216ZM9 195V194H8ZM15 195V194H14ZM17 195V194H16ZM18 195H19V193H18ZM31 195V194H30ZM32 195H34V194H32ZM31 195V196H32ZM39 195V194H38ZM54 194H52V196H53ZM92 195H94L93 193H92ZM190 194H188V196H189ZM220 195H221V193H220ZM12 196V195H11ZM42 196V195H41ZM51 196V195H50ZM55 196H56V194H55ZM195 196H196V194H195ZM201 196H203V194H201ZM201 196H199V199H197V201L199 202V203H201V200H200V197ZM212 196V195H211ZM210 196V197H211ZM33 197V196H32ZM71 197V196H70ZM143 197V196H142ZM164 197V201H165V199L167 198V197H165V196H163ZM184 197V196H183ZM204 197V196H203ZM202 197V198H203ZM216 197H218V196H216ZM216 197H215V199H216ZM220 197V196H219ZM223 198H224V195L222 196ZM6 198V197H5ZM11 198V197H10ZM13 198V197H12ZM41 198V197H40ZM64 198H67V197H64ZM90 198V197H89ZM93 198H95V197H93ZM144 198V197H143ZM143 198H141L142 200H140L141 202L142 201H145V199L143 200ZM172 198H173V196H172ZM175 198V197H174ZM173 198V199H174ZM188 198H191V197H188ZM198 198V197H197ZM224 198V199H225ZM7 199V198H6ZM21 199V198H20ZM24 199V198H23ZM43 199V198H42ZM57 199V198H56ZM55 199V200H56ZM193 199V198H192ZM212 199V198H211ZM214 199V198H213ZM212 199V200H213ZM217 199H219V198H217ZM243 199H249L248 201H246L245 202V200H243ZM28 200V199H27ZM27 200H26V202H27ZM32 200V199H31ZM86 200V199H85ZM116 200V199H115ZM130 200V199H129ZM129 200L127 201V202H129ZM138 200V201H139ZM149 200H151L150 198H149ZM170 200V199H169ZM183 200V199H182ZM182 200H179V201H182ZM186 200V199H185ZM204 200H206V199H204ZM203 200V201H204ZM210 200V199H209ZM222 200V199H221ZM4 200H2V202H3ZM17 201V200H16ZM30 201V200H29ZM40 202H41V200H39ZM60 201V200H59ZM67 201V200H66ZM114 201V200H113ZM147 201V200H146ZM146 201H145V203H146ZM152 202H154V200H151ZM158 200H156V202H157ZM167 202H168V200H166ZM175 201H177V200H175ZM189 201H190V199H189ZM217 201V200H216ZM219 201H220V199H219ZM54 202V201H53ZM62 202V201H61ZM93 202V201H92ZM117 202V201H116ZM119 202V201H118ZM155 202V203H156ZM160 202V201H159ZM162 202H163V199H162ZM167 202H166V204L165 205H168L167 204ZM188 202V201H187ZM213 202V201H212ZM243 202H245V203H243ZM16 203H18V202H16ZM23 203V202H22ZM29 203V202H28ZM45 203V202H44ZM52 203V202H51ZM65 203V202H64ZM74 203V202H73ZM86 203V202H85ZM95 203H96V201H95ZM147 203H149V202H147ZM154 203V204H155ZM158 203V202H157ZM169 203V202H168ZM170 203H172V202H170ZM182 203V202H181ZM186 203V202H185ZM188 203H190V202H188ZM192 203V202H191ZM198 203V204H199ZM211 202H209V204H210ZM214 203V202H213ZM219 203V202H218ZM217 203V204H218ZM15 204V203H14ZM57 204V203H56ZM63 204V203H62ZM70 204V203H69ZM75 204V203H74ZM76 204H77V202H76ZM98 204V203H97ZM132 204H134V203H132ZM138 204V203H137ZM141 204H143V202L141 203ZM140 204V206H142ZM151 204H153V203H151ZM173 204H174V202H173ZM179 204H180V202H179ZM193 204H195V203H193ZM193 204H190V205H192L193 206ZM197 204V205H198ZM203 204V203H202ZM205 204V203H204ZM226 204V205H225ZM53 205V204H52ZM68 205V204H67ZM102 205V204H101ZM114 205V204H113ZM116 205H117V203H116ZM131 205V204H130ZM136 205V204H135ZM147 205V207L146 208H148V209H150V203H149V205L148 204H146ZM159 205V204H158ZM162 205H164V204H162ZM164 205V206H165ZM177 205V204H176ZM185 205V204H184ZM213 206H214V204H212ZM53 206H55V205H53ZM74 207V205H71V207ZM126 206H127V209H128V206L129 205H127L126 204ZM137 206H139V205H137ZM179 206V205H178ZM208 206V205H207ZM209 206H211V205H209ZM215 206H217V205H215ZM46 207H48V206H46ZM51 207V206H50ZM69 207H70V205H69ZM72 207V208H73ZM78 207H80V205L79 206H77V207H74L73 208V214H74V217L73 218H75V216H77L76 214H75V211H77L76 213H79V211L81 210V212H82V209H84L83 207H85L84 205H82L81 206V208L82 209H80L79 211L77 210V209H79ZM117 207V206H116ZM124 207H125V205H124ZM123 207V208H124ZM144 207V208H145ZM153 207V206H152ZM155 207V206H154ZM158 207V206H157ZM156 207V208H157ZM171 207V206H170ZM189 207H191V206H189ZM193 207H195L196 209L198 208V206L196 207V205L195 206H193ZM13 208V207H12ZM52 208V207H51ZM72 208H71V210H72ZM76 208V209H75ZM87 208V207H86ZM131 208V207H130ZM139 208H141V207H139ZM155 208V209H156ZM165 208V207H164ZM172 208H173V205H172ZM184 208V207H183ZM183 208H180V209H182L183 211H184V209ZM194 208V209H195ZM201 207L199 206V208L198 209H200ZM210 208V207H209ZM218 208H220V205L218 204ZM42 209V208H41ZM58 209V208H57ZM60 209V208H59ZM64 209V208H63ZM69 209V208H68ZM75 209V210H74ZM114 209V208H113ZM116 209V208H115ZM125 209H126V207H125ZM124 209V210H125ZM126 209V210H127ZM136 209V208H135ZM148 209H146V210H148ZM152 209V208H151ZM154 209V208H153ZM162 209V208H161ZM175 210L177 209L176 208V206H175V208H174ZM179 209V208H178ZM188 209H190V208H188ZM205 209V208H204ZM207 209V208H206ZM214 209V208H213ZM217 209V208H216ZM216 209H214V210H216ZM47 210H48V208H47ZM53 210V209H52ZM119 210V209H118ZM132 210V209H131ZM137 210V209H136ZM143 210V209H142ZM164 210V209H163ZM170 210H172V209H170ZM169 210V211H170ZM201 210V209H200ZM211 210H212V208H211ZM50 211H51V209H50ZM116 211V210H115ZM121 211V210H120ZM129 211V210H128ZM144 211V210H143ZM149 211V210H148ZM156 211H157V209H156ZM158 211H161V210H158ZM165 211L168 213V210L167 209H165ZM173 211V210H172ZM172 211L170 212V213H172ZM181 212V215H184V213H186V212ZM185 211H186V209H185ZM196 211V210H195ZM208 211V210H207ZM209 211H210V209H209ZM46 212V211H45ZM59 212V211H58ZM70 212V214H72V211H69ZM68 212V213H69ZM79 213V215L81 216V214H83V212L82 213ZM114 212V211H113ZM154 212V211H153ZM162 212V211H161ZM164 212V211H163ZM162 212V213H163ZM191 212H192V210H191ZM194 212V211H193ZM200 211H198V213H199ZM214 212V211H213ZM42 213V212H41ZM133 213V212H132ZM131 213V214H132ZM135 213V212H134ZM139 213V212H138ZM140 213H142V215L141 216H143V212L141 211V209H140ZM140 213L139 214H137V215H139L140 216ZM156 213H158V212H156ZM161 213V214H162ZM173 213H174V211H173ZM179 213V212H178ZM188 213V212H187ZM190 213V212H189ZM206 213V212H205ZM208 213V212H207ZM210 213V212H209ZM50 214L52 215L53 213H51L50 212ZM73 214H72V216H73ZM114 214V213H113ZM116 214H118V212L116 213ZM121 214H123L122 212H121ZM145 214V213H144ZM147 214V213H146ZM145 214V215H146ZM166 214V213H165ZM176 214V213H175ZM174 214V215H175ZM195 214H196V212H195ZM195 214H193V215H195ZM35 215V214H34ZM48 215V214H47ZM78 215V216H79ZM85 215V213L83 214V216ZM87 215V214H86ZM127 215V214H126ZM126 215H122L123 216V218L126 220V218L124 217V216H126ZM144 215V216H145ZM150 215V213H148V215L147 216H149ZM160 215V214H159ZM163 215V214H162ZM172 216V218L173 219H176L177 218V216L175 217V216ZM181 215H179L178 216V220H180L181 219ZM200 215L202 216V217H205V219H203L202 217L200 218ZM210 215V214H209ZM55 216V215H54ZM67 216L69 217V215L67 214ZM71 216V215H70ZM78 216L75 218L76 220H77V218H78ZM79 216V217H80ZM83 216H81L82 217V219L81 220H83V218L85 219H87V220H89V217L87 218V217H83ZM119 216H121L120 214H119ZM119 216H114L115 218H117V217H119ZM121 216V217H122ZM129 216H131V215H129ZM133 216V215H132ZM140 216V217H141ZM150 216H152V215H150ZM154 218H155V216L157 217V214H155L154 213ZM164 216V215H163ZM166 216V215H165ZM168 216V215H167ZM191 216H192V214H191ZM48 217H49V215H48ZM57 217V216H56ZM90 217H91V215H90ZM120 217V218H121ZM127 217V216H126ZM161 217V216H160ZM159 217V218H160ZM171 217V216H170ZM187 217H189V214H188V216ZM130 218V217H129ZM136 218V217H135ZM135 218H134V220H132V222L127 218V220L126 221H128L129 223L131 222V224H133V221H136L135 220ZM139 218V217H138ZM153 218V217H152ZM151 218V219H152ZM153 218V219H154ZM163 218V217H162ZM162 218H160V219H162ZM165 218V217H164ZM167 218V217H166ZM184 218V219H183ZM69 218H67V220H68ZM119 219V218H118ZM133 219V218H132ZM137 219V218H136ZM140 219V218H139ZM138 219V220H139ZM148 219H150V218H148ZM153 219L150 221V222H152V223H155L154 221H153ZM156 219H158V218H156ZM156 219H155V221H156ZM168 219H170V218H168ZM177 219H176V221H177ZM201 219H203V220H201ZM39 220V219H38ZM66 220V221H67ZM87 220L86 221H82V222H87ZM113 220H115V219H113ZM117 220V219H116ZM120 221H121V219H119ZM124 220V221H125ZM171 220V219H170ZM37 221V220H36ZM41 221V220H40ZM46 221H47V218H46ZM68 221H70V219L68 220ZM71 221H73V220H71ZM122 221H123V219H122ZM123 221V222H124ZM158 221V220H157ZM162 221L163 222H166L167 221V219H166V221H165V219L163 220L162 219ZM169 221V220H168ZM172 221V220H171ZM206 221V222H207ZM5 222V221H4ZM39 222V221H38ZM60 222V221H59ZM114 222H117V221H114ZM163 222H159L160 223V225L157 223L156 225L154 224V226H155V228H154V233H156L157 231H161L162 229H164V232H165V229H166V224L165 225H163L164 223ZM175 222V221H174ZM182 222V221H181ZM48 223V222H47ZM101 223H103V222H101ZM112 223H113V221H112ZM126 223L127 222H125V225H124V223H123V226H125L126 227ZM129 223H127V225H128V227L129 226H131V227H129L131 230L129 231V230H127V232L129 231V232H131L132 231V227H133V225H130ZM147 223H149V222H147ZM161 223H162V225H161ZM176 223H178L179 224V222H176ZM205 223V222H204ZM38 224V223H37ZM40 224V223H39ZM45 224V223H44ZM50 224V223H49ZM86 224H89V222L88 223H86ZM100 224V223H99ZM98 224V225H99ZM114 224V223H113ZM112 224V225H113ZM119 224H120V222H119ZM119 224H116V225H119ZM172 224V226L174 227V223H171ZM170 224V225H171ZM208 224V223H207ZM209 224H211V222L209 223ZM4 225H6V224H4ZM16 225V224H15ZM103 226H101V224H100V226H98V227H95V228H98L99 229V227L101 228V227H104V224H102ZM121 225H122V223H121ZM151 225V224H150ZM149 225V226H150ZM169 224L167 225L168 227H171ZM181 225V224H180ZM183 225V224H182ZM11 226V225H10ZM21 226V225H20ZM49 226V225H48ZM120 226V225H119ZM144 226H147V224L146 225H144ZM143 226V227H144ZM177 226V225H176ZM19 227V226H18ZM21 227H23V226H21ZM32 227H34V226H32ZM112 227V226H111ZM115 227V226H114ZM151 228H152V226H150ZM181 227V226H180ZM179 226H178V230H179V228H180ZM46 228V227H45ZM44 228V229H45ZM87 228V227H86ZM124 228V227H123ZM140 228V227H139ZM14 229V228H13ZM20 229V228H19ZM35 229V228H34ZM44 229H42V230H44ZM102 229H105V228H102ZM115 229V228H114ZM148 229H150V228H148V226L146 227V232L148 231ZM173 229H175V228H173ZM21 230V229H20ZM27 230V229H26ZM38 230V229H37ZM72 230V229H71ZM77 230V229H76ZM75 230V231H76ZM116 230V229H115ZM120 230H122L121 232H122V234L126 231V228H125V230H123V229H119L116 233H119L120 235H121V233L119 232ZM153 230V229H152ZM166 230H170V228H168V229H166ZM172 230V229H171ZM170 230V231H171ZM176 230V229H175ZM16 231H18V230H16ZM25 231V230H24ZM50 231V230H49ZM56 231V230H55ZM68 231V230H67ZM84 231V230H83ZM105 230H102V235L105 233L104 232ZM114 231V230H113ZM112 231V232H113ZM124 231V232H123ZM133 231H135L136 232V230L134 229ZM132 231V232H133ZM145 231V230H144ZM177 231V230H176ZM182 231V232H181ZM2 232H3V230H2ZM109 232H111V229L109 228ZM131 232V233H132ZM135 232H133V236H134V234H135ZM8 233H10V232H8ZM18 233H19V231H18ZM27 233V232H26ZM29 233H31V232H29ZM44 233V232H43ZM83 233V232H82ZM95 233H97L96 231H95ZM115 233V234H116ZM130 233V234H131ZM140 233V232H139ZM142 233V232H141ZM151 233V232H150ZM154 233H152V235L154 234ZM161 233V232H160ZM170 233V232H169ZM176 233V232H175ZM7 234V233H6ZM22 234V233H21ZM34 234V233H33ZM73 234V233H72ZM107 234V233H106ZM113 234V233H112ZM125 234H127V235H130L129 233H125ZM163 234H165V233H163ZM171 234V233H170ZM22 235H25V233L24 234H22ZM56 235V234H55ZM101 235V234H100ZM110 235H111V233H110ZM109 235V236H110ZM140 235V234H139ZM141 235H144V233L143 234H141ZM140 235V236H141ZM148 235H150V237H151V234H148ZM147 235V236H148ZM157 235H159L158 234V232L156 233V236L154 237V235L151 237V245H154V243H156L154 240H156L157 241V244H158V246H159V244H162L161 246L163 247L162 248V251L163 252H161V254L162 253H164V257L166 256V247H168L169 245H166V241H163V239H162V241H161V243H158V238H157ZM166 235V234H165ZM169 235V234H168ZM172 235V234H171ZM171 235H169L170 237H171ZM2 236V235H1ZM18 236V235H17ZM51 236V235H50ZM52 236H53V234H52ZM59 236V235H58ZM95 236V235H94ZM114 236V235H113ZM116 236V235H115ZM131 236V235H130ZM11 237V236H10ZM20 237H21V235H20ZM24 237H26V236H24ZM100 237H102L103 238V236H100ZM125 237H127V236H125ZM136 237V236H135ZM139 237V236H138ZM142 237V236H141ZM146 237V236H145ZM144 237V238H145ZM149 237V238H150ZM169 237V238H170ZM173 237V236H172ZM171 237V238H172ZM175 237H176V234H175ZM175 237H173V240H174V238ZM21 238H23V237H21ZM50 238V237H49ZM55 238V237H54ZM102 238H101V240H102ZM116 238H119V236L118 237H116ZM124 238V237H123ZM132 238V237H131ZM143 238V239H144ZM153 238H157V239H154L153 240ZM164 238V237H163ZM170 238V239H171ZM20 239V238H19ZM24 239V238H23ZM48 239V238H47ZM121 239V238H120ZM125 239V242H126V238H124ZM128 239V238H127ZM134 239V238H133ZM140 239V238H139ZM142 239V240H143ZM159 239H161V237H159ZM168 239V238H167ZM169 239V240H170ZM211 239H214L213 240V242L211 243ZM10 240V239H9ZM12 240V239H11ZM29 240H31V238L29 239ZM61 240V236H59V240L58 241H60ZM149 241H150V239H148ZM172 240V239H171ZM177 240V239H176ZM3 241V240H2ZM1 241V242H2ZM6 241V240H5ZM51 241V240H50ZM104 241V240H103ZM107 241V240H106ZM110 241V240H109ZM118 241H120L119 239H118ZM117 241V242H118ZM130 241H132V240H130ZM134 241V240H133ZM136 241V240H135ZM148 241V242H149ZM153 241H154V243H153ZM159 241V242H160ZM0 242V243H1ZM7 242V241H6ZM29 242V241H28ZM49 242V241H48ZM52 242V241H51ZM71 242V241H70ZM93 242V241H92ZM121 242L123 243L124 242V240H121ZM137 242V241H136ZM140 242V241H139ZM145 242V241H144ZM147 242V243H148ZM174 242H177V241H174ZM174 242H173V244H174ZM8 243H9V241H8ZM27 243V242H26ZM45 243V242H44ZM47 243V242H46ZM53 243H55V242H53ZM58 243V242H57ZM61 243V242H60ZM99 243H100V241H99ZM105 243V242H104ZM128 243H129V241H128ZM133 243V242H132ZM135 243V242H134ZM142 243V242H141ZM52 244V243H51ZM56 244V243H55ZM67 245H68V243H66ZM97 244V243H96ZM110 244V243H109ZM124 244H126V243H123V245ZM130 244H131V242H130ZM135 244H137V243H135ZM167 244H170V245H172L169 241H168V243ZM10 245V244H9ZM29 245V244H28ZM46 245V244H45ZM48 245V244H47ZM54 245V244H53ZM62 245H64V244H62ZM103 246H104V244H102ZM108 245V244H107ZM112 245V244H111ZM116 245L118 246V245H122L121 243H118V244H115V247H116ZM127 245V244H126ZM132 245V244H131ZM130 245V246H131ZM144 245V244H143ZM177 245V244H176ZM22 246V245H21ZM20 246V247H21ZM38 246V245H37ZM55 246V245H54ZM66 246V245H65ZM69 246V245H68ZM94 246H95V244H94ZM119 246V247H120ZM128 246H129V244H128ZM129 246V247H130ZM156 247V248H159V250L161 249V246H159V247ZM47 247H49V246H47ZM67 247V246H66ZM66 247H64V249L66 248ZM70 247H72V245L70 246ZM98 247V246H97ZM101 247V246H100ZM122 247V246H121ZM119 248V249H122V248ZM134 247H136L135 245H134ZM148 247H150V245L148 246ZM147 247V248H148ZM170 247V246H169ZM23 248V247H22ZM50 248H53V247H50ZM49 248V249H50ZM72 248H75L74 247V245H73V247ZM102 248V247H101ZM105 248V247H104ZM113 248H114V246H113ZM117 248V247H116ZM145 248H146V246H145ZM144 248V249H145ZM156 249L155 248V246L153 247V246H151L150 247V249ZM173 249H175V247H174V245H173V247H172ZM2 249V248H1ZM4 249V248H3ZM11 249V248H10ZM45 249V248H44ZM43 249V251H45ZM56 249H57V247H56ZM61 248H59V250H60ZM68 249L70 250L71 248H69L68 247ZM68 249H66V251H68ZM75 249H77V248H75ZM80 249V248H79ZM90 249H92V248H90ZM94 249H96V248H94ZM107 249H108V247H107ZM118 249V250H119ZM124 249V248H123ZM126 249V248H125ZM129 249V248H128ZM132 249V248H131ZM130 249V250H131ZM136 249V248H135ZM143 249V250H144ZM149 249V250H150ZM151 249V250H152ZM178 249V250H177ZM21 250V249H20ZM72 250V249H71ZM88 250V249H87ZM93 250V249H92ZM99 250H101V249H99ZM106 250V249H105ZM114 249H112V251H113ZM117 250V251H118ZM148 250V251H149ZM158 250V249H157ZM48 250H46V252H47ZM52 251V250H51ZM49 252L48 254H50V253H52V252ZM57 250H55V257H56V254L58 253V252H56ZM63 251V250H62ZM76 251V250H75ZM84 251V250H83ZM98 251V250H97ZM104 251V250H103ZM110 251V250H109ZM115 251H116V249H115ZM123 251V250H122ZM126 251H127V249H126ZM135 251V250H134ZM134 251H133V255H134ZM142 251V250H141ZM161 251V250H160ZM159 251V252H160ZM41 252V251H40ZM71 252V251H70ZM77 252V251H76ZM82 252V251H81ZM94 252V251H93ZM105 252V251H104ZM111 252V251H110ZM124 252V251H123ZM131 252V251H130ZM129 252V253H130ZM143 252H145V251H143ZM155 252V251H154ZM169 252V251H168ZM172 252H174V251H172ZM9 253V252H8ZM65 253V254H64ZM63 253V258L65 259L66 257L68 258V256H69V258H71V261H75L76 259H78L79 258V256L78 257H76L77 256V254L76 253H74V254H76V256H74V255H72V253L70 254H66V252H64ZM88 253V252H87ZM103 253V252H102ZM102 253H101V255L100 254H98V252H97V254L98 255H100V256H98V257H96V255H94V254H96V252L95 253H93V256H95V259L97 258H99V261H100V259H101V256L104 258L105 257V255L103 256L102 255ZM113 253V252H112ZM111 253V254H112ZM119 253L121 254V256H122V253L119 251ZM126 253H128V252H126ZM148 253H150V252H148ZM23 254V253H22ZM53 254V253H52ZM58 254H60V255H62V253L60 252V253H58ZM78 254H79V252H78ZM86 254V253H85ZM107 254V253H106ZM116 254V253H115ZM131 254V253H130ZM138 254V253H137ZM136 253H135V257H137L136 255H137ZM147 253H145V255H146ZM160 253H159V255H161ZM174 254V253H173ZM4 255V254H3ZM59 255V256H60ZM89 255V254H88ZM91 255V254H90ZM89 255V256H90ZM117 255V254H116ZM129 255V254H128ZM142 255V257H140L141 258V261H142V263L143 262H147L148 260H150V261H156L157 263H158V259H156V260H153V259H155V258H159V256H158V251H157V253H153V251H152V253L151 254H148V255ZM158 256V257H156V256ZM176 255V254H175ZM186 255H189V257H185ZM47 256V255H46ZM51 256V255H50ZM53 256V255H52ZM58 256V257H59ZM80 256H81V254H80ZM120 255L119 256H116V258L117 259H114L115 258V255H112V258L111 257H109V258H111L112 260H115V262L118 264V262H119V264H132V260L134 259V261H135V259L136 258H134L132 255H131V257H133L132 258V260H129V261H126L129 257H126L125 255H123V257H125V258H127L124 262H122V258L123 257H121ZM163 256V255H162ZM171 256H172V254H171ZM178 256V255H177ZM180 256V255H179ZM1 257V256H0ZM18 257V256H17ZM21 257V256H20ZM29 257V256H28ZM58 257H57V259H58ZM85 257H88L87 255L86 256H84V258ZM130 257V258H131ZM138 257H139V255H138ZM164 257H160L161 259H163ZM26 258V257H25ZM42 258V257H41ZM46 258H48V256L46 257ZM60 258H62V256H60ZM83 258V256L81 257V260H83V261H81V260H79L80 262L79 263H77L76 261L75 262H72L73 264L74 263H76V264H92V263H96V260H95V262H91V260H93L94 261V258L93 259H91V258H89V259H87V261H85L86 259H84ZM106 258H107V256H106ZM104 259V260H107V261H104V260H102L101 259V264L103 263V264H114L115 262L114 261H112V260H110V259ZM118 258H120L121 259V262L118 260ZM124 258V259H125ZM159 258V259H160ZM167 258H170V256H168V254H167ZM173 258V257H172ZM194 258L196 259L195 260V263H192V262H194ZM1 259H3V258H1ZM44 259V258H43ZM49 259V258H48ZM160 259V260H161ZM164 259H166V258H164ZM178 259V258H177ZM25 260H27V259H25ZM90 260V261H89ZM172 259H170V261H171ZM55 261L56 260H54V264H55ZM58 261V260H57ZM56 261V262H57ZM60 261V260H59ZM71 261H69V262H71ZM112 262V263H110V262ZM172 261H178V260H175V258L172 260ZM180 261V260H179ZM186 261V262H187ZM235 261V259L233 260V262ZM49 262H50V259H49ZM49 262H47V263H49ZM63 262H65V260L63 261ZM98 262V261H97ZM107 262V263H106ZM137 262V261H136ZM166 262H167V264H168V259L166 260ZM183 262H184V260H183ZM182 262V263H183ZM197 262V263H196ZM232 262V263H233ZM25 263V262H24ZM45 263V262H44ZM59 263V262H58ZM61 263V262H60ZM148 263H151V262H149L148 261ZM181 263V264H182ZM51 264H53V263H51ZM65 264V263H64ZM68 264V263H67ZM69 264H71V263H69ZM96 264H99V263H96ZM152 264V263H151ZM154 264V263H153ZM159 264H162V263H159ZM164 264V263H163ZM176 264H177V262H176ZM185 264V263H184ZM187 264V263H186Z\"/></svg>",
    "mask_w": 264,
    "mask_h": 264
}]
</instances>
